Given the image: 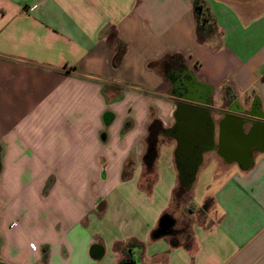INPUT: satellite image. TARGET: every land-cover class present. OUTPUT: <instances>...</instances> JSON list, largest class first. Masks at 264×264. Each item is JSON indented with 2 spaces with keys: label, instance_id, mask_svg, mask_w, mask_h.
Here are the masks:
<instances>
[{
  "label": "crops",
  "instance_id": "crops-1",
  "mask_svg": "<svg viewBox=\"0 0 264 264\" xmlns=\"http://www.w3.org/2000/svg\"><path fill=\"white\" fill-rule=\"evenodd\" d=\"M131 257L264 264V0H0V264Z\"/></svg>",
  "mask_w": 264,
  "mask_h": 264
},
{
  "label": "trees",
  "instance_id": "trees-1",
  "mask_svg": "<svg viewBox=\"0 0 264 264\" xmlns=\"http://www.w3.org/2000/svg\"><path fill=\"white\" fill-rule=\"evenodd\" d=\"M194 10L195 13L198 17V19L200 20L201 24H205L204 21H206L207 23H209L207 21V17L206 15L208 14L207 8H205V6L201 3V2H196L194 5ZM155 125V123H151L149 126V129H151L153 126ZM148 129V130H149ZM155 155H156V151H155V139H149L148 138V142H147V149L144 155V164L146 165L147 168L152 167L153 162L155 160ZM127 165L124 167V171H123V177L127 176L128 172L126 171V167L132 164L131 160H128ZM210 202V200H207L204 204H203V209H205L207 207V203ZM156 230L153 231L152 236H155ZM124 263V262H123ZM122 263V264H123Z\"/></svg>",
  "mask_w": 264,
  "mask_h": 264
},
{
  "label": "water",
  "instance_id": "water-1",
  "mask_svg": "<svg viewBox=\"0 0 264 264\" xmlns=\"http://www.w3.org/2000/svg\"><path fill=\"white\" fill-rule=\"evenodd\" d=\"M173 226V219L168 213H164L158 220V225L155 233V237L168 234L170 228ZM123 264H139L137 257H131L126 260Z\"/></svg>",
  "mask_w": 264,
  "mask_h": 264
},
{
  "label": "flooded vegetation",
  "instance_id": "flooded-vegetation-1",
  "mask_svg": "<svg viewBox=\"0 0 264 264\" xmlns=\"http://www.w3.org/2000/svg\"><path fill=\"white\" fill-rule=\"evenodd\" d=\"M156 133H157V126L154 125L151 129L148 130V138L149 139H155ZM170 216L173 219V226L170 228L168 234L169 235H177L183 231L185 226H187V223H185V224H184V222L177 223V220L172 215H170Z\"/></svg>",
  "mask_w": 264,
  "mask_h": 264
},
{
  "label": "rangeland",
  "instance_id": "rangeland-1",
  "mask_svg": "<svg viewBox=\"0 0 264 264\" xmlns=\"http://www.w3.org/2000/svg\"><path fill=\"white\" fill-rule=\"evenodd\" d=\"M208 179H209V177H208ZM215 184H217V183H214V186H215ZM204 188V187H203ZM203 188H200V190L199 191H197V192H195V199L194 200H198L199 198H200V196L202 195V194H205V191H203ZM203 207V206H202ZM211 207V202H208L207 203V207L204 209V211L203 210H200L199 212H198V215H197V217H199L200 219L204 216V212H205V210L206 209H209ZM185 224V223H184ZM188 224H187V226H185V228L183 229V231H187L188 232Z\"/></svg>",
  "mask_w": 264,
  "mask_h": 264
}]
</instances>
